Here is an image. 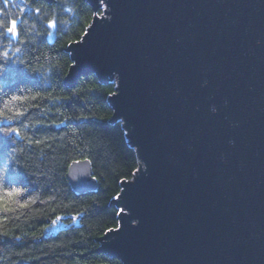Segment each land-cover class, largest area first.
I'll return each instance as SVG.
<instances>
[{"label":"water","instance_id":"1","mask_svg":"<svg viewBox=\"0 0 264 264\" xmlns=\"http://www.w3.org/2000/svg\"><path fill=\"white\" fill-rule=\"evenodd\" d=\"M86 2L93 18L65 49V85L90 75L115 84L112 119L141 165L113 200L118 227L97 253L121 264H264V0ZM19 24L5 32L13 44ZM66 180L76 195L97 188L89 161Z\"/></svg>","mask_w":264,"mask_h":264},{"label":"trees","instance_id":"2","mask_svg":"<svg viewBox=\"0 0 264 264\" xmlns=\"http://www.w3.org/2000/svg\"><path fill=\"white\" fill-rule=\"evenodd\" d=\"M13 1L0 0V264H121L97 253V240L118 227L113 200L138 170L137 153L112 119L114 83L90 75L65 85V49L93 11L86 0ZM16 20L13 44L5 32ZM80 161L94 193L68 186Z\"/></svg>","mask_w":264,"mask_h":264},{"label":"rangeland","instance_id":"3","mask_svg":"<svg viewBox=\"0 0 264 264\" xmlns=\"http://www.w3.org/2000/svg\"><path fill=\"white\" fill-rule=\"evenodd\" d=\"M104 11H106V8L103 6L102 7V12H104ZM102 14V13H101ZM105 17V16H104ZM139 170H141V165H140V163H139ZM136 174V173H135Z\"/></svg>","mask_w":264,"mask_h":264},{"label":"built area","instance_id":"4","mask_svg":"<svg viewBox=\"0 0 264 264\" xmlns=\"http://www.w3.org/2000/svg\"><path fill=\"white\" fill-rule=\"evenodd\" d=\"M100 16H102V15H100Z\"/></svg>","mask_w":264,"mask_h":264}]
</instances>
